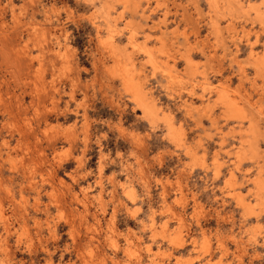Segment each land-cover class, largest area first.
Wrapping results in <instances>:
<instances>
[{
  "label": "clouds",
  "instance_id": "9594fccd",
  "mask_svg": "<svg viewBox=\"0 0 264 264\" xmlns=\"http://www.w3.org/2000/svg\"><path fill=\"white\" fill-rule=\"evenodd\" d=\"M0 264H264V0H0Z\"/></svg>",
  "mask_w": 264,
  "mask_h": 264
},
{
  "label": "rangeland",
  "instance_id": "374dc122",
  "mask_svg": "<svg viewBox=\"0 0 264 264\" xmlns=\"http://www.w3.org/2000/svg\"><path fill=\"white\" fill-rule=\"evenodd\" d=\"M169 28H171V26H169ZM178 67H179V65H178ZM209 224L214 225L215 224V221H209Z\"/></svg>",
  "mask_w": 264,
  "mask_h": 264
}]
</instances>
